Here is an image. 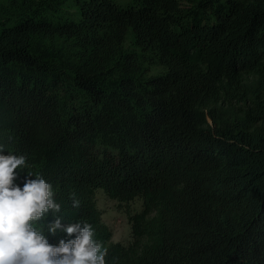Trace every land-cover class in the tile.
Returning a JSON list of instances; mask_svg holds the SVG:
<instances>
[{"label": "trees", "instance_id": "trees-1", "mask_svg": "<svg viewBox=\"0 0 264 264\" xmlns=\"http://www.w3.org/2000/svg\"><path fill=\"white\" fill-rule=\"evenodd\" d=\"M0 144L106 264H264V0H0Z\"/></svg>", "mask_w": 264, "mask_h": 264}, {"label": "clouds", "instance_id": "clouds-1", "mask_svg": "<svg viewBox=\"0 0 264 264\" xmlns=\"http://www.w3.org/2000/svg\"><path fill=\"white\" fill-rule=\"evenodd\" d=\"M0 144V264H106L107 248L94 240V229L85 221L63 224L61 204L54 200L53 186L42 174L26 172L22 186L17 184V169L29 167L27 156L3 154ZM72 207L80 201L71 193ZM46 216V231L55 236L65 233L57 245L49 243L35 227Z\"/></svg>", "mask_w": 264, "mask_h": 264}, {"label": "rangeland", "instance_id": "rangeland-1", "mask_svg": "<svg viewBox=\"0 0 264 264\" xmlns=\"http://www.w3.org/2000/svg\"><path fill=\"white\" fill-rule=\"evenodd\" d=\"M118 1L128 3L130 0ZM95 197L102 212V218L112 231V240L125 244L131 242L133 240V232L130 214L143 209V200L137 197L130 202H121L112 198L104 189H97Z\"/></svg>", "mask_w": 264, "mask_h": 264}]
</instances>
